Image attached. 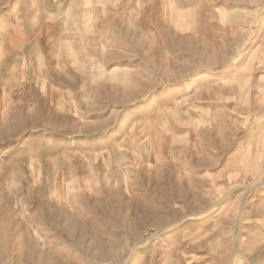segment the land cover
<instances>
[{
  "label": "rangeland",
  "instance_id": "obj_1",
  "mask_svg": "<svg viewBox=\"0 0 264 264\" xmlns=\"http://www.w3.org/2000/svg\"><path fill=\"white\" fill-rule=\"evenodd\" d=\"M75 1L0 0V264H264V0Z\"/></svg>",
  "mask_w": 264,
  "mask_h": 264
},
{
  "label": "crops",
  "instance_id": "obj_2",
  "mask_svg": "<svg viewBox=\"0 0 264 264\" xmlns=\"http://www.w3.org/2000/svg\"><path fill=\"white\" fill-rule=\"evenodd\" d=\"M73 1L74 0H53V2L55 3L54 7H50L47 10H43L42 13L49 14V16L52 18L54 17L55 20L56 17L60 16L61 14H64L67 11ZM77 1L78 0H76L75 2L77 3ZM40 30H42V36L38 38V32ZM38 32H36V40H51L57 34L59 35V33H57V29H55L52 23L48 20L44 25H42L41 29H39ZM62 35L63 34H61L60 36Z\"/></svg>",
  "mask_w": 264,
  "mask_h": 264
},
{
  "label": "bare ground",
  "instance_id": "obj_3",
  "mask_svg": "<svg viewBox=\"0 0 264 264\" xmlns=\"http://www.w3.org/2000/svg\"><path fill=\"white\" fill-rule=\"evenodd\" d=\"M70 8V7H69Z\"/></svg>",
  "mask_w": 264,
  "mask_h": 264
}]
</instances>
